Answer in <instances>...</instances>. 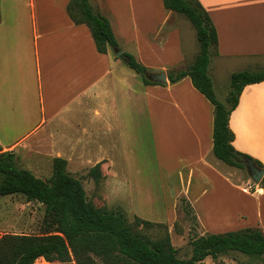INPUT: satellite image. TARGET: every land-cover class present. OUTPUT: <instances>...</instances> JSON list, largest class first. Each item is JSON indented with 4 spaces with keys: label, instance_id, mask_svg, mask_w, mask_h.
<instances>
[{
    "label": "crops",
    "instance_id": "1",
    "mask_svg": "<svg viewBox=\"0 0 264 264\" xmlns=\"http://www.w3.org/2000/svg\"><path fill=\"white\" fill-rule=\"evenodd\" d=\"M198 1L217 33L216 57H264V0ZM68 2L0 0L1 150L14 153L17 167L36 177L52 172L54 157L64 158L69 170L71 162L83 166L98 155L104 168L113 161L98 149L104 144L98 136L122 142L141 97L158 166L173 195L171 207L177 196L184 197L198 235L245 227L264 233V190L257 184L250 191L232 180L227 164L212 154L213 105L188 76L144 84L113 49L98 52L88 27L68 16ZM89 2L108 19L119 49L149 73L167 76L185 63L184 24L162 0ZM229 127L233 147L261 161L264 170V81L242 89ZM31 202L20 194L0 195V237L27 233L9 228L19 224L17 211ZM233 253L221 256L238 263L241 257L258 258Z\"/></svg>",
    "mask_w": 264,
    "mask_h": 264
},
{
    "label": "trees",
    "instance_id": "2",
    "mask_svg": "<svg viewBox=\"0 0 264 264\" xmlns=\"http://www.w3.org/2000/svg\"><path fill=\"white\" fill-rule=\"evenodd\" d=\"M162 1L165 8L184 16L195 31L198 53L185 68L169 70L167 78L174 83L188 76L193 87L213 105L212 154L230 166L244 168L242 159L247 158L263 169L261 161L233 147L229 115L247 84L264 81V70L231 72L226 100L219 101L208 75L217 33L207 12L198 0ZM66 11L75 24L88 27L98 52L119 49L108 19L89 0H69ZM115 57L138 74L144 84L156 83L146 77L148 69L130 53L121 51ZM89 175L98 181L101 163L93 165ZM258 185L264 190V173ZM10 194H20L43 207V231L3 234L0 264H34L38 257L52 264H203L206 257L215 259L230 251L260 257L264 262V233L259 227L197 235L189 240L190 256L179 258L163 223L135 216L131 224L118 209L95 207L87 199L81 180L67 171V161L61 157L53 158L51 175L42 179L17 167L15 154L0 147V195ZM139 225H157L166 230L153 239L134 228Z\"/></svg>",
    "mask_w": 264,
    "mask_h": 264
},
{
    "label": "rangeland",
    "instance_id": "3",
    "mask_svg": "<svg viewBox=\"0 0 264 264\" xmlns=\"http://www.w3.org/2000/svg\"><path fill=\"white\" fill-rule=\"evenodd\" d=\"M179 16L184 24L183 47L186 54L185 63L181 68H185L193 61L198 53L199 46L191 23L184 16L180 14ZM240 69L264 70V57H252L250 59L218 58L211 49L208 73L212 79L215 96L219 101L224 102L226 100L230 73ZM136 75L139 76L138 74ZM124 130L126 137L122 139V142H119L116 138L109 139L104 134L98 136L99 140L104 142L102 146L97 145L98 149L101 148L107 152L108 157L114 162L109 163L108 166L104 165V168L101 166L102 176L98 181H95L89 175L90 168L98 163L96 162L98 155L97 157H92V160H84L83 166L80 164L78 166V163L71 162L67 171L81 180L87 199L95 207H102L108 210L118 209L131 224H133L135 216L151 222L163 223L171 236L172 244L177 248V256L179 258H188L190 256L189 240L198 235L196 221L191 208L183 196H177L174 208L171 207L172 204L174 205L171 201L173 195L169 184H166L165 178L161 174L162 170L158 166V163L162 162L156 155L141 97L137 100L136 112L131 110L130 118L127 121V125L125 124ZM107 140H110V142L107 143ZM102 162H105V160L99 161V163ZM169 164L172 165L173 162ZM225 169L232 180L236 182L243 181L250 191H255L256 187H258L247 173L245 167L239 168L225 165ZM50 174V172H46L40 178L47 179ZM223 202L226 201L224 200ZM1 211L3 213L4 209ZM42 218L43 207L37 202H31L17 211L19 224L16 227L9 228V231L39 234L43 231ZM134 228L153 239L162 235L166 230L164 227L157 225L148 227L139 225L134 226ZM233 252L237 251H230L225 255L231 254L233 256ZM248 258L241 257L238 263L236 260L233 262L228 257L220 256L215 259L208 258L206 264H221L223 262L227 264H245L248 262L260 264V260L262 261L260 257L249 258L250 260ZM35 264H52V262L47 263L42 260L38 262L36 260Z\"/></svg>",
    "mask_w": 264,
    "mask_h": 264
},
{
    "label": "water",
    "instance_id": "4",
    "mask_svg": "<svg viewBox=\"0 0 264 264\" xmlns=\"http://www.w3.org/2000/svg\"><path fill=\"white\" fill-rule=\"evenodd\" d=\"M120 52L121 50H116L114 53L115 55H119ZM146 77L153 82L166 83L168 81L166 73L164 71H160L154 74L147 73ZM242 163L244 164L247 173L254 181V183L259 184L263 176L264 170L262 168L257 167L251 159L244 158L242 159Z\"/></svg>",
    "mask_w": 264,
    "mask_h": 264
}]
</instances>
